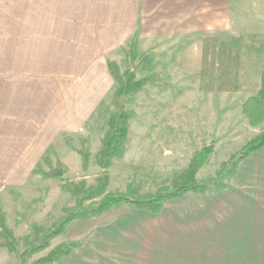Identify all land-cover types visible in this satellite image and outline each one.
Segmentation results:
<instances>
[{"label":"crops","instance_id":"1","mask_svg":"<svg viewBox=\"0 0 264 264\" xmlns=\"http://www.w3.org/2000/svg\"><path fill=\"white\" fill-rule=\"evenodd\" d=\"M149 21L175 38H264V0H0V202L20 251L68 211L66 188L51 195L36 175L51 154L71 171L83 81L95 65L109 71ZM48 69L66 74L57 81ZM109 188L128 194L111 178ZM67 242L79 246L55 264H264V149L239 165L226 190L167 201L158 214L124 205L74 221L29 263ZM0 264L21 261L0 248Z\"/></svg>","mask_w":264,"mask_h":264},{"label":"rangeland","instance_id":"2","mask_svg":"<svg viewBox=\"0 0 264 264\" xmlns=\"http://www.w3.org/2000/svg\"><path fill=\"white\" fill-rule=\"evenodd\" d=\"M153 26V21H149L147 31L139 30L129 51H121L118 62H113L123 77L133 72L137 81L147 80V84L140 92L122 99L125 112L132 114L124 145L125 153L130 152L132 159L123 155L113 160L107 171L108 186L100 196L96 189L104 172L98 166L97 156L104 146L109 120L120 108L121 84L109 71L99 70L95 65L92 79L83 81L84 92L78 94V142H70L71 146L78 145V157L67 158L71 171L69 168L65 177L82 187L84 207L89 208L115 194L109 188L110 178L123 190L128 187V195L137 199H147L172 188L174 179L188 168L193 153L212 143L215 151L203 168L200 181L215 178L224 163L264 131V125L251 126L243 112L245 102L261 89L264 38L241 37L239 92H205L201 90L202 46L209 35L203 32L186 35L179 31L175 38L170 31H154ZM59 70L43 72L55 73L54 78L59 81L66 74ZM84 154L88 156L86 166ZM49 159L53 166L63 161L55 154ZM40 166L50 170L44 162ZM36 178L52 185L47 191L51 195L65 189V182L60 179L47 180L42 175ZM66 192L67 210L73 211L76 198ZM43 194L37 191L35 197L41 198Z\"/></svg>","mask_w":264,"mask_h":264},{"label":"trees","instance_id":"3","mask_svg":"<svg viewBox=\"0 0 264 264\" xmlns=\"http://www.w3.org/2000/svg\"><path fill=\"white\" fill-rule=\"evenodd\" d=\"M241 42V38L233 37L228 40H224L219 36L204 38L201 68L202 91L237 93L241 90ZM133 54L135 57V46H133ZM108 69L110 74L121 84L118 94L119 99H121V105L117 113L109 120V131L106 135L104 146L97 156L98 166L104 172V176L96 189V193L99 196L105 193L108 186L107 171L112 166L113 160L122 157L125 153L124 145L129 136V122L132 119V114L125 112L122 99L140 92L147 84V80L137 81L133 72L123 77L116 63L109 62ZM243 112L251 126L259 127L264 125V71L261 76L259 93L246 101L243 106ZM263 149L264 131L254 141L248 143L238 153L233 155L228 162L224 163L215 178L200 181L197 179V175L208 164L215 151L214 143L206 145L193 154L188 168L174 179L172 188H165L147 199H137L128 194L116 193L106 196L101 202L89 208L83 206L82 187L66 179L68 168L62 162H57V165L53 166L49 158H44L43 162L49 166L50 170L45 171L40 166L37 170L38 174L47 179L64 181L66 190L76 198L77 207L73 211L66 212L64 218L56 226L40 236L33 245L20 251L15 235L6 226L0 202V248H6L13 253H17L21 264H29L30 258L48 249L51 241L60 236L66 227L74 221L88 220L124 205L158 214L167 201L177 200L188 194L204 195L212 192H221L229 188V182L236 175L239 165ZM84 161L86 166L88 156L85 154ZM226 180L228 181L225 183L224 181ZM78 246L79 243L67 242L32 264H55L69 257Z\"/></svg>","mask_w":264,"mask_h":264}]
</instances>
